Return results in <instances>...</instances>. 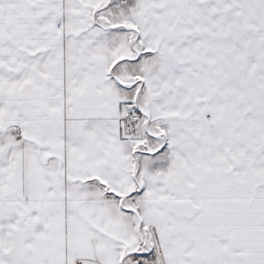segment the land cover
<instances>
[{
	"label": "snow or ice",
	"instance_id": "snow-or-ice-1",
	"mask_svg": "<svg viewBox=\"0 0 264 264\" xmlns=\"http://www.w3.org/2000/svg\"><path fill=\"white\" fill-rule=\"evenodd\" d=\"M0 264H264V0H0Z\"/></svg>",
	"mask_w": 264,
	"mask_h": 264
}]
</instances>
